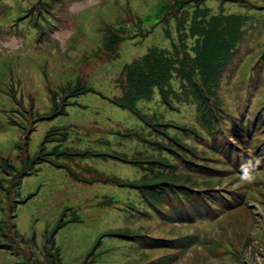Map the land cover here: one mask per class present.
I'll use <instances>...</instances> for the list:
<instances>
[{"label":"rangeland","instance_id":"obj_1","mask_svg":"<svg viewBox=\"0 0 264 264\" xmlns=\"http://www.w3.org/2000/svg\"><path fill=\"white\" fill-rule=\"evenodd\" d=\"M214 1L0 0V264H264V0Z\"/></svg>","mask_w":264,"mask_h":264},{"label":"trees","instance_id":"obj_2","mask_svg":"<svg viewBox=\"0 0 264 264\" xmlns=\"http://www.w3.org/2000/svg\"><path fill=\"white\" fill-rule=\"evenodd\" d=\"M171 1L172 2L174 1L172 3V5H176L175 4L176 2L180 3L181 5L177 9H175V11H173V10L171 11L170 10L171 6L168 3L167 4L163 3L160 6V8H158L155 12H153L155 14V17H157L159 15H162L161 17H163L165 15L166 16L168 15V19H169L171 17H175L176 16L177 18H179L180 24L182 22H184V24H183V26H184L187 23V19H188V13H187L188 11L186 9L187 4L190 3V2H193V1L196 4H199L202 0H186L184 2L183 1L180 2L179 0H171ZM168 7H170V8H168ZM182 9H184L185 11L181 12ZM198 12H199V8L195 9L194 13L196 14V16L198 15ZM205 12H207L206 9H205ZM234 18H235V16H231V15H225L222 19L215 18L213 16V17H211V20L208 21L207 26H204V27H200L199 26V21L198 20L190 23L189 24V28L185 31L184 35L182 36V34H181V37L180 36L178 37V39H179L178 44L176 43V48H178L177 49V54L180 53V52H185L187 50V48H186L187 43L185 42V40H187V38L189 36H193L196 33H198L201 36V38L203 39L202 41L203 42L205 41L207 43V45H210V44L212 45L214 41H215V44H217V42H219L221 40L222 46L224 48L228 47L229 46L228 41H230L229 37L234 31H236ZM193 20H196V19L193 18ZM225 21H227L229 24L226 27H223L221 25V23H224ZM216 24H218V28H217ZM215 28H217V33L213 32ZM219 36H221L222 39H219ZM213 37H214V39H213ZM107 39L108 38L106 37L104 39V41H106ZM220 54H222V53H220ZM223 55H225V54H223ZM142 59H143V62L140 63L141 71H144V72H146L147 70L148 71L143 74V80L136 84L137 81L134 82L133 74L130 72L132 67H130V70H129L130 74L128 75V80H129L128 90L134 91V84H136V88L139 87V86L143 88L142 92H145L146 90L148 91L147 86L148 87L151 86V85L148 84V77H149V79H152V77H153L155 80L156 79L159 80V82L163 81L159 77L158 72L155 70L157 68L154 67L150 56L149 55H144L142 57ZM162 67L163 68L166 67V61H165V63L162 64ZM182 78H183V76H182ZM203 90L206 92L207 98H210L211 93L207 92L205 87L203 88ZM103 97L105 98V96H103ZM110 98H109V100L111 102H113L114 99H110ZM115 102H113V103H115ZM115 104H117V103H115ZM125 104H127V102H123L121 106H124ZM52 133H54V132H52ZM46 137H47V134H46ZM46 137H45V141H48L49 138L47 139ZM50 138H53V135ZM51 140H54V139H51ZM221 152L225 153V149L222 150ZM234 165L235 164H233V166ZM200 168H201V170L203 169V167H200ZM217 172H219L221 174H224L226 171L217 170ZM203 177H206V179H204ZM224 177H226V176H224ZM198 178H197V180H198ZM113 179H115V178L109 177V180H113ZM153 179H155V177ZM210 180H211V182L209 183ZM121 181H123V182L126 181L127 182L128 179L124 178ZM214 181H215V179H213L212 177H208V176L202 175V177H200V179L198 180V182L200 184L199 187H198V190H199L198 194H204L205 191L211 190L210 189L211 188V183H213ZM166 183H169V182H166ZM140 184L142 185L141 182H140ZM145 184H147V183H145ZM170 188H176L175 184L172 185V183H171ZM187 188H188V185H187ZM223 190L224 189L220 188V191H223ZM194 192H195V190H194ZM173 205H175L174 202H173ZM89 263H91V262L90 261H86L83 264H89Z\"/></svg>","mask_w":264,"mask_h":264},{"label":"bare ground","instance_id":"obj_3","mask_svg":"<svg viewBox=\"0 0 264 264\" xmlns=\"http://www.w3.org/2000/svg\"><path fill=\"white\" fill-rule=\"evenodd\" d=\"M215 1H216V0H215ZM215 1H214V2H215ZM208 4H210V3H208ZM216 4H217V2H216ZM174 26H175V25H174ZM175 32H176V31H175ZM172 34H173V33H172Z\"/></svg>","mask_w":264,"mask_h":264},{"label":"clouds","instance_id":"obj_4","mask_svg":"<svg viewBox=\"0 0 264 264\" xmlns=\"http://www.w3.org/2000/svg\"><path fill=\"white\" fill-rule=\"evenodd\" d=\"M127 179H128V178H127ZM63 224H64V223H63ZM63 224H62V225H63Z\"/></svg>","mask_w":264,"mask_h":264}]
</instances>
